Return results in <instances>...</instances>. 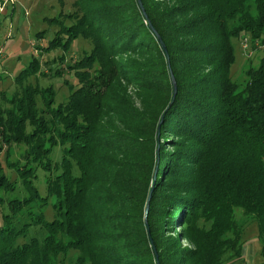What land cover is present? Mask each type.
<instances>
[{
  "label": "trees",
  "instance_id": "1",
  "mask_svg": "<svg viewBox=\"0 0 264 264\" xmlns=\"http://www.w3.org/2000/svg\"><path fill=\"white\" fill-rule=\"evenodd\" d=\"M139 1L146 18L136 0H74L80 16L57 22L47 50L90 43L67 67L78 87L54 108L50 88L4 100L0 144L25 150L0 166V264H237L249 223L264 255V0ZM236 39L262 47L242 85L229 75ZM146 48L156 64L115 60ZM37 71L33 60L16 81ZM37 170L58 171L44 196Z\"/></svg>",
  "mask_w": 264,
  "mask_h": 264
},
{
  "label": "rangeland",
  "instance_id": "2",
  "mask_svg": "<svg viewBox=\"0 0 264 264\" xmlns=\"http://www.w3.org/2000/svg\"><path fill=\"white\" fill-rule=\"evenodd\" d=\"M165 1L171 0H153L156 4L164 3L166 5ZM73 3L74 0H0L1 109H10L4 100H10L14 94L19 93L20 88H24L27 85L35 87L38 90L50 88L53 93V108L66 101L70 89H76L78 87L72 72H70L71 70L67 69V67L77 62L90 51V43L87 40L77 37L71 42L66 53H63L60 49L49 52L47 50L48 43L53 39L54 33L58 30L57 22H60L64 16L73 12H75V15L80 16V12L76 11ZM73 20L63 19V24L69 26L73 23ZM246 39H244V43L243 39L232 41L234 62L230 67L229 75L230 79L238 85L244 84L245 70L249 66H256L261 57L262 47L258 43L250 44L248 43L249 41L246 42ZM243 44L245 45L244 48ZM59 58H62V60ZM33 60L38 64L37 73L18 83L16 78ZM115 60L121 65L129 61L137 64H142L143 61H146L150 65L156 64L153 53L147 48L134 53V55H120ZM154 84H156L155 81ZM121 87L132 106L140 110V93L138 89L125 84ZM147 101L149 104L152 102L150 96L147 97ZM36 107L38 112L43 109L38 98H36ZM114 125L116 129H120V126L116 122H114ZM167 139L172 142L176 141L175 138L169 136ZM161 142L158 139V145ZM164 144L166 145V147L164 145V150L172 152V145L165 142ZM0 147V166L2 168L4 166V152L7 148L10 161L22 162L21 156L25 150L23 145L10 144L7 147L0 144ZM60 157L61 149L56 146L49 154V160L52 164L58 165ZM57 173L58 171H36L37 177L34 181V186L40 196H44L45 177L48 174L53 175ZM9 177L12 178L14 176L9 173ZM42 211L44 219L50 221L53 216L50 206H46ZM235 219L238 222L241 221L240 214L237 211L235 212ZM30 236H33L31 230L27 234V237ZM241 242L243 243L242 259L237 264H264V255L261 254V244L257 239L254 223H249L244 228Z\"/></svg>",
  "mask_w": 264,
  "mask_h": 264
},
{
  "label": "water",
  "instance_id": "3",
  "mask_svg": "<svg viewBox=\"0 0 264 264\" xmlns=\"http://www.w3.org/2000/svg\"><path fill=\"white\" fill-rule=\"evenodd\" d=\"M136 2H137V6H138V8H139V10H140V12H141V14H142V16H143L144 18H146V16H145V14H144V11H143V8H142V5H141L140 1H139V0H136ZM148 28L150 29V31L152 32V34L156 37V40H157V42H158V44H159V46H160V48H161V50H162V52H163L165 58L167 59V58H168V56H167V52H166V49H165V47H164V45H163L161 39H160L159 36L156 34L155 30L152 28L151 25L148 24ZM170 82H171V86H172V97H174V96H175V92H176V88H175L174 79H173V77H172L171 75H170ZM148 200H149V199H148ZM146 211H147V206L145 207V213H146ZM155 259H156V256H155Z\"/></svg>",
  "mask_w": 264,
  "mask_h": 264
},
{
  "label": "built area",
  "instance_id": "4",
  "mask_svg": "<svg viewBox=\"0 0 264 264\" xmlns=\"http://www.w3.org/2000/svg\"><path fill=\"white\" fill-rule=\"evenodd\" d=\"M245 42V40L243 41V43ZM245 47V45L243 44V48Z\"/></svg>",
  "mask_w": 264,
  "mask_h": 264
}]
</instances>
